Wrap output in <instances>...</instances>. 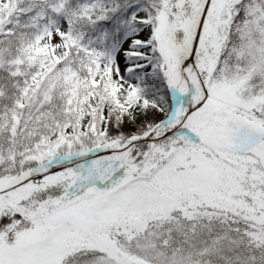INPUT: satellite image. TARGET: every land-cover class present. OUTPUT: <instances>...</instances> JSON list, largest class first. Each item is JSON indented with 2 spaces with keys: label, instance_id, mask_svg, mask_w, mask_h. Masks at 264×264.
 Instances as JSON below:
<instances>
[{
  "label": "snow or ice",
  "instance_id": "obj_1",
  "mask_svg": "<svg viewBox=\"0 0 264 264\" xmlns=\"http://www.w3.org/2000/svg\"><path fill=\"white\" fill-rule=\"evenodd\" d=\"M0 264H264V0H0Z\"/></svg>",
  "mask_w": 264,
  "mask_h": 264
}]
</instances>
